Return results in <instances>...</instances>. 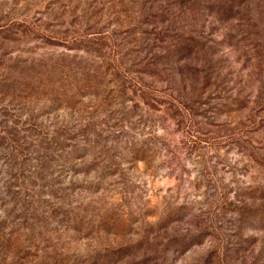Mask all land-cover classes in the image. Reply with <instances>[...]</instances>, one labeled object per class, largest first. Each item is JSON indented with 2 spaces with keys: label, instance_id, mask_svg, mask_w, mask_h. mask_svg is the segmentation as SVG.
<instances>
[{
  "label": "rangeland",
  "instance_id": "374dc122",
  "mask_svg": "<svg viewBox=\"0 0 264 264\" xmlns=\"http://www.w3.org/2000/svg\"><path fill=\"white\" fill-rule=\"evenodd\" d=\"M0 264H264V0H0Z\"/></svg>",
  "mask_w": 264,
  "mask_h": 264
}]
</instances>
